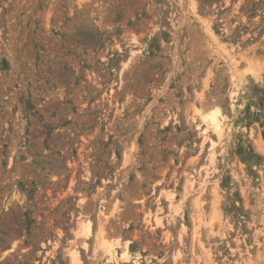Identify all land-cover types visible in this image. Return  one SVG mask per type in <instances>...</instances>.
<instances>
[{
	"label": "rangeland",
	"instance_id": "374dc122",
	"mask_svg": "<svg viewBox=\"0 0 264 264\" xmlns=\"http://www.w3.org/2000/svg\"><path fill=\"white\" fill-rule=\"evenodd\" d=\"M98 229L118 264H264V0H0V264H109Z\"/></svg>",
	"mask_w": 264,
	"mask_h": 264
},
{
	"label": "bare ground",
	"instance_id": "6f19581e",
	"mask_svg": "<svg viewBox=\"0 0 264 264\" xmlns=\"http://www.w3.org/2000/svg\"><path fill=\"white\" fill-rule=\"evenodd\" d=\"M209 34H210V36L212 38H214V35H213L212 32H209ZM130 42L135 47L137 46V42H136L135 38H131ZM133 53H135V51L134 52L132 51V54ZM129 61L130 60H128L124 64V66H127ZM236 92H237V86L234 84V88L230 92V96H229L231 102L234 101V98H235L234 96H235ZM200 110L201 109H199L197 107H193L192 108L193 114L191 116V120H192L193 123H195V128L199 131V134L202 137V142L203 143L205 142V143H207L209 145L208 146L209 147V150H208V153H209L208 155L209 156H208V158H209L210 162H212V160L214 159L213 158L214 157V148L221 141L222 132H223V126H224L223 125L224 116L219 113L217 108L216 109L215 108L211 109L207 113H202V111H200ZM196 116L198 118H196ZM196 120L198 122H196ZM209 133H212L215 136L216 141H213V140L210 139ZM197 177L198 178H195V176H192L190 178V181L188 182V184H187V182H185L186 183L185 184V192L186 193L192 191L194 189V185L195 184H197L199 187H201L203 182H198L199 177H200V173L199 172L197 173ZM199 192H201V190ZM170 204H171V202H170ZM101 216L104 217V214L101 215ZM152 219H153L155 225L162 226L161 218L158 215L152 216ZM211 220H213V219H211ZM211 220H210V222L208 224H211ZM90 224L91 223H90L89 220L79 219V224H78V228H77L78 229L77 230V235H80L83 238L90 237L91 236ZM95 239H96V245H98V247L101 250L100 251L101 254L105 255L107 257L106 258V262L107 263H109V264H118V263H120L119 260H123V261L129 260V254L126 251V248L124 249V251H122V253L119 256L116 255L114 245H112L111 243H106L104 241V236H103V230L102 229H98V231L95 234ZM116 244H119V243L117 242ZM68 255H69L71 264H79L78 253H77V250L75 248L70 249L68 251ZM135 264H138V263L135 262Z\"/></svg>",
	"mask_w": 264,
	"mask_h": 264
}]
</instances>
